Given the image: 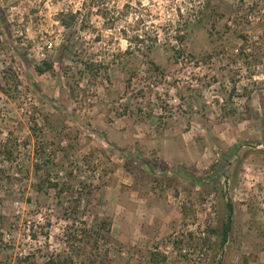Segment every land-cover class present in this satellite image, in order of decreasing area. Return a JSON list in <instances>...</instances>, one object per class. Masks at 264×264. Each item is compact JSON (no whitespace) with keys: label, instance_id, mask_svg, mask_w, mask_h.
Wrapping results in <instances>:
<instances>
[{"label":"rangeland","instance_id":"374dc122","mask_svg":"<svg viewBox=\"0 0 264 264\" xmlns=\"http://www.w3.org/2000/svg\"><path fill=\"white\" fill-rule=\"evenodd\" d=\"M25 257L264 259V0H0V264Z\"/></svg>","mask_w":264,"mask_h":264},{"label":"trees","instance_id":"16d2710c","mask_svg":"<svg viewBox=\"0 0 264 264\" xmlns=\"http://www.w3.org/2000/svg\"><path fill=\"white\" fill-rule=\"evenodd\" d=\"M202 15V14H201ZM76 17L75 13H70V15L66 13H61L58 20L60 24L63 27L70 28L71 24L74 22ZM181 40V37H177ZM85 66V71L91 74L92 76H97L98 72V67H94L92 63H82ZM37 72L39 74L45 72V71H50L53 69V61L52 60H43L41 65H38L36 67ZM37 170H39L41 167L36 166ZM41 185L46 184L47 186L56 189L58 183L57 182H50L47 177H43L40 179ZM64 188L58 189L59 191L63 190ZM92 194L91 188H83V189H78L77 190V203L76 206L77 208L81 206L82 201L84 200L87 204L90 203V195ZM231 215H232V205L231 203L227 202L226 203V214H225V219L224 223L222 225V231H221V244H223L226 240V236L230 230V222H231ZM83 227L77 231V243L80 242L82 243V246L77 247V255H82L86 254V252L89 255V258H97L98 257V252H97V244L98 240H104L108 241L110 239V226H111V220L105 218L101 219H96L95 223L91 226L87 225L85 222L82 223ZM215 229H211V232H214ZM70 236V235H68ZM66 237L68 240L70 237ZM34 238V237H33ZM73 239H69L68 242H71ZM87 255V254H86ZM20 261H26V264H29V262L26 260V257L24 259H19ZM70 262V259L68 257L63 258L62 260H57L56 262L53 261V259H49L46 264H67ZM19 263V262H18Z\"/></svg>","mask_w":264,"mask_h":264},{"label":"crops","instance_id":"0c3cea01","mask_svg":"<svg viewBox=\"0 0 264 264\" xmlns=\"http://www.w3.org/2000/svg\"><path fill=\"white\" fill-rule=\"evenodd\" d=\"M256 264H264V259H258L256 262H254Z\"/></svg>","mask_w":264,"mask_h":264},{"label":"built area","instance_id":"2783aa9c","mask_svg":"<svg viewBox=\"0 0 264 264\" xmlns=\"http://www.w3.org/2000/svg\"><path fill=\"white\" fill-rule=\"evenodd\" d=\"M200 234H201L202 236H204V235H205V231H204L203 229H201Z\"/></svg>","mask_w":264,"mask_h":264}]
</instances>
